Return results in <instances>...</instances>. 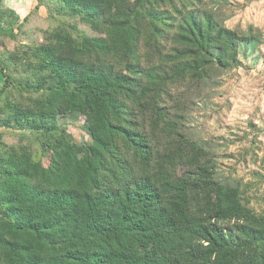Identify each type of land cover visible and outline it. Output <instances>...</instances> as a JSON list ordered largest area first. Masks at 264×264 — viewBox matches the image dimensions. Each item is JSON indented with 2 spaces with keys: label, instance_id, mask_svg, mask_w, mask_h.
Listing matches in <instances>:
<instances>
[{
  "label": "trees",
  "instance_id": "obj_1",
  "mask_svg": "<svg viewBox=\"0 0 264 264\" xmlns=\"http://www.w3.org/2000/svg\"><path fill=\"white\" fill-rule=\"evenodd\" d=\"M41 9V42L0 50V128L22 133H0V264H264V214L170 109L185 77L236 68L252 35L202 0H36L3 35L26 38ZM73 114L89 144L58 127Z\"/></svg>",
  "mask_w": 264,
  "mask_h": 264
},
{
  "label": "rangeland",
  "instance_id": "obj_2",
  "mask_svg": "<svg viewBox=\"0 0 264 264\" xmlns=\"http://www.w3.org/2000/svg\"><path fill=\"white\" fill-rule=\"evenodd\" d=\"M202 2L223 28L247 37L251 34L252 42L239 52L236 68H213L201 81L185 77L171 90L170 109L182 116L178 132L211 156L215 179L238 187L245 205L255 214H264V0ZM36 15L29 21L31 26L22 30L26 38L10 40L3 35L16 33L15 27L0 35L3 53H18L20 43L41 42L47 14L41 9ZM57 125L65 128L75 143H90L84 116L65 115L58 118ZM0 133H5L9 145L22 135L1 128ZM179 147L175 140L169 146L170 151ZM161 152L159 148L155 162L162 158ZM35 157L44 161L39 152ZM184 171L180 165L175 174Z\"/></svg>",
  "mask_w": 264,
  "mask_h": 264
},
{
  "label": "crops",
  "instance_id": "obj_3",
  "mask_svg": "<svg viewBox=\"0 0 264 264\" xmlns=\"http://www.w3.org/2000/svg\"><path fill=\"white\" fill-rule=\"evenodd\" d=\"M35 4L36 0H1L0 35L7 32V28L15 27L16 29L34 8Z\"/></svg>",
  "mask_w": 264,
  "mask_h": 264
},
{
  "label": "built area",
  "instance_id": "obj_4",
  "mask_svg": "<svg viewBox=\"0 0 264 264\" xmlns=\"http://www.w3.org/2000/svg\"><path fill=\"white\" fill-rule=\"evenodd\" d=\"M1 1V0H0Z\"/></svg>",
  "mask_w": 264,
  "mask_h": 264
}]
</instances>
